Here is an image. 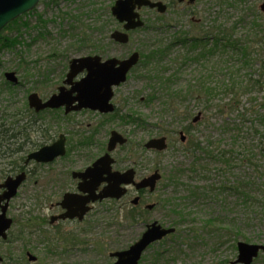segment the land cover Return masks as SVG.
<instances>
[{
	"label": "rangeland",
	"instance_id": "1",
	"mask_svg": "<svg viewBox=\"0 0 264 264\" xmlns=\"http://www.w3.org/2000/svg\"><path fill=\"white\" fill-rule=\"evenodd\" d=\"M115 1L41 0L32 11L34 13L31 12L24 19L29 23L28 29L19 30L15 25L6 27L1 36H20L18 40L21 43L14 49L0 52V85L5 81L6 72L16 73L23 85L12 92L0 93V107L12 104L11 109L19 108L33 92L44 100L56 93L62 85L61 79H65L70 61L94 52L91 42L86 45L82 42L86 27H93V24L99 27L102 22L107 25L106 31L109 28L112 30L109 35L119 29L117 22L111 23L109 15L104 11L111 8ZM153 1L165 4L168 7L166 13L143 9L141 14L146 29L134 32L130 44L113 46L110 50L112 56L124 59L134 51L147 54L154 49L157 40L168 42L176 32H188L193 37L202 28L212 29L216 24L230 28L238 23L235 38L250 45L257 37H264V13L260 10L264 0H195L192 5L179 3L177 0ZM39 15L48 21L46 25L39 23ZM91 37L104 40V45L107 44L105 36L100 32H95ZM185 52L182 47L174 48L162 63V68H170L165 76H170L179 67L177 64L170 66L171 59L183 57ZM260 54L264 60V52L261 51ZM214 66V63H210L207 71L204 67H201L202 70L193 64L183 68L171 89L180 92L185 100L176 101L173 108L166 110L162 103L170 100L166 98L157 77L160 69L139 64L129 75L128 81L114 89L112 102L122 116L137 114L144 120L143 126L124 124L113 114L100 115L92 111L74 113L68 118L63 111L44 114L42 123H37L35 130H32L30 140L47 146L57 141L60 135H64L67 154L47 166L30 164L29 171L32 176H29L19 189L17 197L10 203L8 216L15 224L9 232L8 240L0 241V256L4 260L10 256L16 257L27 248L37 259L33 264H112L115 258L110 255L129 249L139 240L147 225L155 221L162 226L175 228L177 235L182 233L180 242L178 239H168L164 244L160 242L153 245L143 255L141 264H234L238 257L237 249L234 248L236 241L264 245V234L257 229L242 226L241 233H238L230 226L233 219L239 217L241 207L238 199L231 196L226 189L232 185L234 178L244 177L242 169L234 172L221 170L219 173L216 171L219 167L216 163H211L200 153H196V156L201 157L202 165L212 172H198L195 175L188 171L194 155L185 153L189 135L184 128L201 114V120L194 124L190 136L205 147L210 139L222 138L225 141L230 134L223 132L222 126L227 121L233 122L237 119L236 113L232 114L227 107L232 96L225 92V86L230 82L226 80V85L221 87L222 71L220 67L214 69ZM240 66L241 74L245 75L247 69H243L241 64L233 65L232 61L229 62L232 70ZM65 67L67 70L63 75ZM226 70L228 71L227 68ZM201 75L205 78L210 75V81L214 82L212 86H217L218 89V96L215 99L210 98L213 103L209 110L199 103L206 97L196 93L197 81L203 79L200 78ZM154 89L159 91L157 96L161 99L148 102ZM248 98H242L243 105L248 103ZM257 100H264V94L258 95ZM217 106L224 108L222 114L218 112ZM187 113H190V118H184ZM180 115H183L181 119L178 117ZM40 127L49 131L48 140L38 130ZM112 131H117L130 141L124 150L118 149L114 152L115 169L126 171L129 167H135L136 163L141 165L137 170L138 181L159 170L162 179L155 192L137 194L130 188L128 195L117 204H96L83 222H58L50 225V217L58 212L57 209L51 210V205L60 202L63 195L74 188V184L67 177L68 172L85 170L100 158L105 153ZM183 131L187 144L180 140L179 133ZM156 137L168 139V150L155 155L143 153L139 149L140 144L144 145ZM88 138H92V144L81 146L80 142ZM39 148L41 146L34 151ZM133 148H138L135 151L137 154L130 157L129 151ZM145 159L147 162L144 163ZM180 170L183 171L179 176L181 184L173 187L171 180ZM193 187H209V191H201L197 198L185 199L189 196L188 190ZM138 195L141 196V202L134 207L132 201ZM170 198L176 199L174 204L179 206L176 209H181L185 220L182 221L176 214H172L170 206L164 208V201ZM153 204V210L146 209L147 205ZM118 210L120 220H117ZM131 210H134L132 215L136 218L132 223L123 220ZM30 216L47 220L40 232L29 230L32 228L26 222ZM66 238L69 241H65ZM49 249L54 252H49ZM253 264H264V255H260Z\"/></svg>",
	"mask_w": 264,
	"mask_h": 264
},
{
	"label": "trees",
	"instance_id": "2",
	"mask_svg": "<svg viewBox=\"0 0 264 264\" xmlns=\"http://www.w3.org/2000/svg\"><path fill=\"white\" fill-rule=\"evenodd\" d=\"M104 11L109 15L110 22L115 23V19L111 16L110 8L108 7L104 9ZM33 13L34 12L31 14ZM31 14L29 13L20 17L8 27L15 25L19 30L21 28L28 29L29 23L24 21V19ZM38 20L42 26L48 23L41 15L38 16ZM93 25V27H86L85 35L82 37L83 45H86L87 42H91V47L94 49V52L90 54L110 57L111 48L117 45L110 39L109 32L112 30L109 28V30L106 31L107 25L102 24V22L99 27H96L97 25L95 24ZM237 25L238 23H235L228 28L225 25L216 24L217 27L215 26L212 29L202 28L198 35L193 37L188 32H176V35L170 41L164 42L163 40H157L153 50H150L147 54L141 53L142 59L140 64L141 66H152L160 69V72L156 70L159 72L157 77L159 78L162 90L165 91L166 98L170 100L167 102L163 101L162 103L166 110L173 108L176 105V101L185 100V97L182 96L180 92H174L171 89L183 68L189 66V64H193L198 68L204 67L203 69L207 71V67L210 63L215 64L214 69L220 67L223 79L221 87L226 85V80L230 82L229 85L225 86V92L230 93V96H232L230 97L231 100L227 104V107L230 108L232 114L236 113L237 119L233 122L227 121L222 126V131L230 134L225 141H223L222 138L210 139L205 147H202L200 142L190 136L194 128L192 123L184 128V131L189 135V142H187L188 145L185 153L194 155L193 162L188 171L195 175H197L198 172H212L211 169H207V167L202 165V159L200 156H196V153H200L201 156H204L211 163H216L219 166L216 171L219 173L221 170L234 172V170L242 169L244 172L243 178L236 177L231 186L227 187V189L223 187L231 196L238 199L241 207L239 217L233 219L230 226L232 229L237 230L238 233H241L242 226H247V228L257 229L260 233L264 234V100L261 102L257 100L258 95L262 96V94H264V60L261 59L262 55L260 54L261 51L264 52V37H257L253 40L252 45L240 42L235 38ZM95 32H100L105 36V40L107 41L106 45H104V40L91 37ZM1 34L0 52L5 49H14L17 44L21 43L18 40L20 36L8 38L2 37ZM176 47H182L186 52L183 57L171 59L169 65L173 66V64H177L179 67L173 74L167 77L164 74L169 71L170 68H162V63L167 60L170 53ZM180 60L181 63H179ZM230 61L233 62V65L235 63L241 64L243 69H247V73L245 75L241 74V66L236 70H232L231 67H229ZM66 70L67 67L63 70V75ZM200 78L203 79L197 81L198 89L196 93L199 96L206 97V99L200 100L199 103L203 104L204 108L209 110L213 103L212 100L215 99V96H218V89L216 88L217 86H212L214 82L210 81V75H208V78L201 75ZM14 89H16V87L11 86L6 81H3L0 85V93L12 92ZM158 92L157 89H154L148 102L160 100L161 98L157 96ZM243 97H251V99L248 98V103L243 105L241 101ZM10 102L11 101H8V103ZM11 108H13L12 104L8 107L6 105L0 107V181L4 180L10 174L25 170L24 161L27 155L33 152L36 147L44 145L37 144L30 140L32 130H35L37 123H42L44 114L58 112L45 111L36 114L28 107L27 102H24L19 108ZM223 110L224 108L218 107V112L220 114L223 113ZM114 116L118 117L124 124H137L143 126L144 120L137 114L130 113L122 116L117 110ZM190 116V113H187L184 118H190ZM178 117L181 119L183 115ZM38 130H40L42 136L48 140L49 136L47 134L49 131L47 129L42 130L41 127ZM91 139L92 138H88L81 141L80 145L83 147L91 145ZM127 146L121 149L124 150ZM155 154L160 155L161 153ZM221 166L223 168H221ZM176 173H178V175H176V177L174 176L175 178L171 180L173 187L180 185L182 181L179 176L181 173L183 174V171L180 170ZM201 191H209V187L190 188L188 190L189 196L185 199L197 198ZM175 201V198L165 200L164 208L167 209L170 206V212L176 214L183 221L185 220L184 214L181 213V209H176V207L179 206L174 204ZM105 203L112 205L118 202L107 201ZM133 211L134 210L128 211L123 220L131 223L135 222L136 218L132 215ZM117 213V220H120L119 210ZM46 222L47 220L42 221L41 218L36 219L30 216L26 223L27 226L32 228L29 230L40 232L46 225ZM181 235L182 233L179 232L177 235L175 232L173 235L163 240L161 244H164L168 239H178L177 241H179ZM59 240L63 239L59 238ZM71 240L75 242L74 238H71ZM65 241H69V239L66 238ZM236 243L237 241L234 245L235 249H237ZM27 252V248H25L20 255L16 257L10 256L8 259L6 258L2 264H30L26 257ZM49 252L53 253L54 251L53 249H49ZM143 259L140 264L143 262Z\"/></svg>",
	"mask_w": 264,
	"mask_h": 264
},
{
	"label": "water",
	"instance_id": "3",
	"mask_svg": "<svg viewBox=\"0 0 264 264\" xmlns=\"http://www.w3.org/2000/svg\"><path fill=\"white\" fill-rule=\"evenodd\" d=\"M41 0H0V33L19 17L34 10ZM183 3L186 0H177ZM195 0H189L188 4H193ZM142 8L156 9L160 14L166 13L167 6L162 2L152 0H117L111 8L112 16L123 24L124 31H115L111 39L121 45L129 43L130 31H134L145 26L139 11ZM264 12V3L260 6ZM140 61V53L134 52L126 59L116 57L103 60L101 56H86L72 59L69 64V71L63 81L62 86L56 94L49 99L43 100L37 93H32L28 97L29 108L36 113L45 110L65 109V114L90 110L100 114H110L115 111L112 103L114 98V88L127 82L129 73ZM82 78L79 79V76ZM5 79L13 86L19 85L20 81L14 72L5 74ZM201 118L199 114L194 123ZM181 141H186L184 133H180ZM128 139L117 131H112L108 144L107 152L100 157L92 166L88 167L83 173H74V178L82 179L79 184L80 194H65L60 206L65 211L60 216L52 217L51 224L57 220L83 221L91 211L92 204L104 200L119 201L128 193V187L133 186L136 191L148 190L154 192L157 183L161 180V174L156 171L151 176L144 178L140 182L135 181L136 173L130 169L124 173L113 171L115 160L111 154L118 148L124 146ZM147 150L163 152L167 149V139L153 138L145 144ZM66 155V137L61 135L52 145H47L29 154L24 162L28 166L31 162L36 164L53 163ZM25 172L15 178L9 177L0 185L4 192L0 194V239L7 240L13 220L8 217V209L11 200L18 193V189L26 181ZM105 184L104 188H99ZM140 197H136L132 204L138 205ZM149 205V210L153 209ZM175 229L160 225L157 221L149 224L141 238L125 251L114 252L111 257L116 261L112 264H139L143 254L149 247L162 241L165 237L173 234ZM238 257L234 264H253L260 253L264 254V245L249 244L239 242L237 244ZM30 262H36V257L28 254ZM3 258L0 256V263Z\"/></svg>",
	"mask_w": 264,
	"mask_h": 264
},
{
	"label": "flooded vegetation",
	"instance_id": "4",
	"mask_svg": "<svg viewBox=\"0 0 264 264\" xmlns=\"http://www.w3.org/2000/svg\"><path fill=\"white\" fill-rule=\"evenodd\" d=\"M216 1H219V0H216ZM145 9V8H144ZM143 10V9H142ZM141 10V11H142ZM141 11H139L140 12V14H141ZM142 15V14H141ZM142 18H143V16H142ZM117 31H124V28H123V25H120V27H119V29L117 30ZM134 32H130V34H129V36H130V38H131V35L133 34ZM118 45V44H117ZM119 46H121V45H119ZM101 57L102 58H109V57H103L102 55H101ZM63 109H61L60 111H62ZM64 111V110H63ZM70 115H68V117H69ZM67 117V118H68ZM143 153H151L152 151H148V150H146L145 149V152H144V150L142 149L141 150ZM152 153H157V151L155 152V151H153ZM136 154H130V157H134ZM145 162H147V159H145L144 160V163ZM37 166H39V167H42V166H47L48 164H36ZM30 166V165H29ZM29 166L27 167V168H25V170H23V171H21V172H18V173H15V174H10V175H8L4 180H3V182L6 180V179H8L9 177H13V178H15L16 176H18L19 174H21V173H23V172H25L26 173V175H27V178H26V181L28 180V178H29V176H32V174H31V171H29ZM141 167V165H137V163L135 164V167H129L128 169H130V168H133L134 170H136V172H137V170L139 169ZM86 170V169H85ZM85 170H73V171H69L68 172V174H67V177H68V179H70L71 180V182L74 184V188L72 189V190H68L65 194H80L81 195V193H80V191H79V184L82 182V179H80V178H74V173H83V172H85ZM114 170H116L115 169V167H114ZM127 170V169H126ZM125 170H123L122 172H124ZM54 181H56V180H53V182ZM3 182H1L0 183V185L3 183ZM104 186L105 185H102L100 188H99V192L104 188ZM22 187V186H21ZM20 187V188H21ZM4 192V190L3 189H0V194H2ZM64 194V195H65ZM63 198V197H62ZM60 204V202H56L55 204H53V205H51V210H55V209H57L58 210V212L56 213V214H54L53 216H51L50 217V221H49V223H50V225H54V224H51V219H52V217H56V216H60L61 214H63L65 211L62 209V207L59 205ZM97 204H100V203H97ZM96 205V204H95ZM94 205V206H95ZM94 206H92V210L94 209ZM41 220L43 221V220H46V219H42L41 218ZM56 223H58V222H62V223H66V222H78L79 223V221H77V219H75V220H65V221H63V220H57V221H55ZM27 254H29L28 252H27ZM30 264H33V263H31L30 261H28Z\"/></svg>",
	"mask_w": 264,
	"mask_h": 264
}]
</instances>
